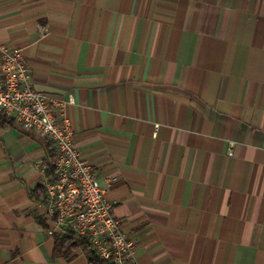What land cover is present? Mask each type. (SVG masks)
<instances>
[{"label": "crops", "instance_id": "0c3cea01", "mask_svg": "<svg viewBox=\"0 0 264 264\" xmlns=\"http://www.w3.org/2000/svg\"><path fill=\"white\" fill-rule=\"evenodd\" d=\"M0 44L73 95L137 264H264V0H0ZM47 139L0 113V264H88L30 196Z\"/></svg>", "mask_w": 264, "mask_h": 264}, {"label": "built area", "instance_id": "2783aa9c", "mask_svg": "<svg viewBox=\"0 0 264 264\" xmlns=\"http://www.w3.org/2000/svg\"><path fill=\"white\" fill-rule=\"evenodd\" d=\"M36 89L21 49L0 44V113L54 141L57 177L46 180L49 233L74 230L86 236L100 258L113 264H137L135 243L113 212L115 202L90 162L81 157L65 106L74 103ZM61 115V119H59Z\"/></svg>", "mask_w": 264, "mask_h": 264}, {"label": "trees", "instance_id": "16d2710c", "mask_svg": "<svg viewBox=\"0 0 264 264\" xmlns=\"http://www.w3.org/2000/svg\"><path fill=\"white\" fill-rule=\"evenodd\" d=\"M45 148L47 151L45 176L47 180L54 181L57 177L55 162L57 159L58 150L52 139H47L45 141ZM30 196L35 201L45 202L46 188L44 186V183H40L36 187H34L30 192ZM37 220L42 225H45L44 219H42L41 217H37ZM79 249L87 253L88 264H113L111 261L99 257L98 253L95 251L93 245L86 236L78 235L74 230H70L69 232L64 234L55 235V257L65 256L69 258L73 253H75Z\"/></svg>", "mask_w": 264, "mask_h": 264}]
</instances>
